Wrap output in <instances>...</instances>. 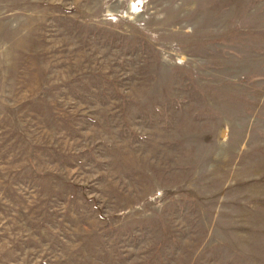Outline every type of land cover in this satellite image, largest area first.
Listing matches in <instances>:
<instances>
[{"label":"rangeland","instance_id":"obj_1","mask_svg":"<svg viewBox=\"0 0 264 264\" xmlns=\"http://www.w3.org/2000/svg\"><path fill=\"white\" fill-rule=\"evenodd\" d=\"M0 264H264V0H0Z\"/></svg>","mask_w":264,"mask_h":264}]
</instances>
